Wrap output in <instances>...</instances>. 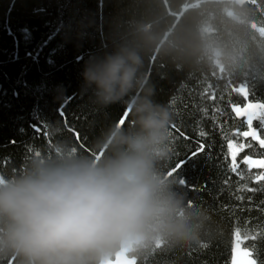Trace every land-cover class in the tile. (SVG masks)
Segmentation results:
<instances>
[{
    "label": "trees",
    "instance_id": "obj_1",
    "mask_svg": "<svg viewBox=\"0 0 264 264\" xmlns=\"http://www.w3.org/2000/svg\"><path fill=\"white\" fill-rule=\"evenodd\" d=\"M119 45L137 51L141 79L172 114L161 174L207 216L197 242L156 240L131 257L230 264L237 240L264 264V179L257 178L264 169L243 162L264 159V149L240 134L248 125L234 113L264 105V0H0V179L59 142L90 157L106 154L97 140L121 125L122 109L129 118L127 101L98 109L79 73L89 56ZM252 127L264 138V123L254 118ZM229 140L245 145L234 162ZM192 153L182 179L193 187L208 182L213 196L188 191L179 174H169ZM0 264H19L18 257L0 256Z\"/></svg>",
    "mask_w": 264,
    "mask_h": 264
},
{
    "label": "clouds",
    "instance_id": "obj_2",
    "mask_svg": "<svg viewBox=\"0 0 264 264\" xmlns=\"http://www.w3.org/2000/svg\"><path fill=\"white\" fill-rule=\"evenodd\" d=\"M141 64L127 45L83 62L81 91L98 109L127 101V123L98 138L106 146L100 158L59 142L0 179V256L15 255L19 264H100L122 246L198 241L207 216L161 174L172 114L152 98Z\"/></svg>",
    "mask_w": 264,
    "mask_h": 264
},
{
    "label": "snow or ice",
    "instance_id": "obj_3",
    "mask_svg": "<svg viewBox=\"0 0 264 264\" xmlns=\"http://www.w3.org/2000/svg\"><path fill=\"white\" fill-rule=\"evenodd\" d=\"M262 108H264V105H252V104H250L246 108H239V107L234 108L235 115L237 117H244L248 125L247 131H244L240 134L244 137H251L252 140L256 141L260 149H264V138H260L258 136L257 131H255L252 127V123H253L254 118L259 119L262 123H264V111L260 110ZM127 118H128L127 109H122L119 115H117L115 120H116V123L123 125L124 123H126ZM244 147H245L244 144H240L239 148H237L231 140L228 141V144H227L228 154L233 162L235 161L237 151L240 149H243ZM203 148H204V145L201 144L199 146L198 151H202ZM195 156H196V153H192L191 155H189L183 160H177L175 162L173 170L170 171L169 174L170 175H173V173L179 174V180L181 182V185L186 190L196 192V191H204L205 189H207L209 195L213 196L211 189L208 186V182L193 187L191 185L186 184L185 181L182 179V170H183L184 165L187 164L189 160H192L193 157ZM243 162L249 167L255 166V167L264 169V159L253 160V159H250L248 156H245ZM231 170L235 172L236 168L232 166ZM257 178L264 179V172L260 173ZM231 251L234 255L231 256L230 264H261L260 261L252 257V253L248 249L241 248L239 242L232 243Z\"/></svg>",
    "mask_w": 264,
    "mask_h": 264
},
{
    "label": "water",
    "instance_id": "obj_4",
    "mask_svg": "<svg viewBox=\"0 0 264 264\" xmlns=\"http://www.w3.org/2000/svg\"><path fill=\"white\" fill-rule=\"evenodd\" d=\"M131 253V248L122 246L112 255L102 258L100 264H136L135 259L131 257Z\"/></svg>",
    "mask_w": 264,
    "mask_h": 264
},
{
    "label": "rangeland",
    "instance_id": "obj_5",
    "mask_svg": "<svg viewBox=\"0 0 264 264\" xmlns=\"http://www.w3.org/2000/svg\"><path fill=\"white\" fill-rule=\"evenodd\" d=\"M236 3H238V4H242L245 0H234ZM250 104H248V105H246L244 108H246V107H248ZM252 105H254V104H252ZM244 118V117H243ZM234 242H238L237 240H235ZM234 254L232 253V256H233Z\"/></svg>",
    "mask_w": 264,
    "mask_h": 264
}]
</instances>
